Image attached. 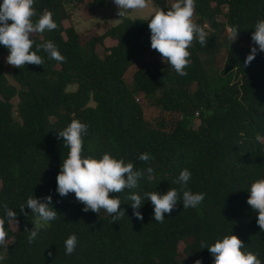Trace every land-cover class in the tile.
Returning <instances> with one entry per match:
<instances>
[{"label": "trees", "instance_id": "1", "mask_svg": "<svg viewBox=\"0 0 264 264\" xmlns=\"http://www.w3.org/2000/svg\"><path fill=\"white\" fill-rule=\"evenodd\" d=\"M111 1L34 0L37 16L50 11L57 28L32 34V50L52 40L65 60H51L41 50L42 65L13 67L15 85L0 69V202L16 213L12 220L0 208V264H211L200 241L211 244L231 233L264 264V231L246 203L251 182L264 178V52L245 64L256 47L251 33L264 18V0H195L192 19L207 42L193 39L183 76L150 47L147 19L121 16L117 24L103 25L101 34L64 26L70 7L91 14ZM148 1L162 10L172 2ZM233 26L240 30L235 41ZM107 38L115 45L106 47ZM0 54H8L2 45ZM72 119L88 125L82 156L107 152L142 172L153 169L151 179L145 173L133 191L178 188L173 181L188 169V189L205 194L199 207L183 209L178 198L160 223L145 201L143 219H137L125 190L109 193L125 210L113 222L103 209L83 211L74 193L56 194L68 151L58 131ZM144 152L153 158L138 160ZM32 195H50L57 218L29 244L26 229L35 217L19 209ZM69 234L76 235L77 246L65 255Z\"/></svg>", "mask_w": 264, "mask_h": 264}, {"label": "clouds", "instance_id": "2", "mask_svg": "<svg viewBox=\"0 0 264 264\" xmlns=\"http://www.w3.org/2000/svg\"><path fill=\"white\" fill-rule=\"evenodd\" d=\"M117 7V15L123 16L126 11L143 9L146 0H112ZM34 0H0V45L4 46L8 55L6 62L9 65L20 68L27 64L42 65L43 59L37 53L43 50L47 57L57 62H63L65 57L61 55L58 47L52 40H45L35 45L33 49L32 34L50 32L57 28V23L50 11H44L37 16L33 7ZM195 0H172L166 10L157 9L147 19L150 30V47L156 50L162 62H167L178 75H186L184 69L188 64V51L193 39L204 46L207 33L204 28L193 22ZM33 17H37L33 21ZM251 41L256 47H251L246 56L245 64L252 61L258 52H264V18L258 19L253 26ZM240 32L237 26L230 30L231 39L235 41ZM31 36V38H30ZM88 133V125L79 119H72L58 136L63 138L67 155L62 160L59 172L56 176L55 192L59 196L74 193L77 201L84 205L83 211L91 210L99 214L103 209L113 222L125 215L118 196H109V193H122L128 190L126 197L133 211V216L143 219L139 211L145 201L152 205V219L162 223L166 215L170 214L177 206L178 198L182 200L183 209H197L204 199L202 192H193L188 189V182L192 173L188 169H182L173 183L178 188H169L166 192L145 191L143 193L133 191L138 188V182L147 174L151 179L153 169L146 168L143 172L134 169L133 163L117 159L109 153L102 154L99 158L94 156H82V138ZM153 157L144 152L137 156L140 161L148 162ZM246 203L257 213L256 223L261 231H264V178L256 179L247 189ZM51 196L37 198L29 196L20 206V212L25 208L34 215V223L28 232V243L31 244L38 232L50 225L57 218L56 210L51 206ZM0 208L5 210V215L15 220L14 210L0 202ZM4 233L0 231V242H3ZM65 255H71L77 246L75 234H69L64 240ZM207 249L212 260L211 264H262L258 254L245 250L243 242L234 234L223 235L213 243L200 241V249ZM194 264H201L196 260Z\"/></svg>", "mask_w": 264, "mask_h": 264}, {"label": "rangeland", "instance_id": "3", "mask_svg": "<svg viewBox=\"0 0 264 264\" xmlns=\"http://www.w3.org/2000/svg\"><path fill=\"white\" fill-rule=\"evenodd\" d=\"M160 9L159 7L154 6L150 1L146 0V7L143 9H134L130 11H126L123 16L128 17L129 19H136V18H142V19H148L150 14ZM69 14L70 18L68 20H65L63 22L64 26L67 27L69 25L75 26V28L82 33H88V32H96L98 34H101L103 31V25L107 23L111 24H117L120 21V18L117 15V7L116 5L111 1L108 6L101 7L97 11H93L91 14L88 13V11L82 10V8H69ZM227 32L229 30L227 29ZM115 41L111 39H105L104 45L106 47H110L115 45ZM8 54H0V69L4 73V75L7 77L9 82L13 85L15 83L13 82L11 78L13 67L12 65H9L6 62V57ZM138 98L142 97L141 94L137 95ZM17 99H13L12 102L16 103ZM198 124V119L195 116V119L193 120V127H196ZM12 227H15L16 222H11Z\"/></svg>", "mask_w": 264, "mask_h": 264}]
</instances>
